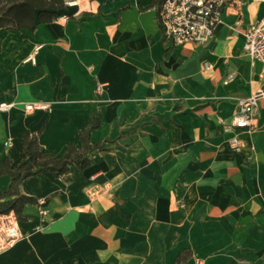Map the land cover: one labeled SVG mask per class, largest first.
<instances>
[{
	"label": "crops",
	"instance_id": "1",
	"mask_svg": "<svg viewBox=\"0 0 264 264\" xmlns=\"http://www.w3.org/2000/svg\"><path fill=\"white\" fill-rule=\"evenodd\" d=\"M68 1L33 31L0 29V104L15 103L0 111V161L26 163L35 133L47 153L81 149L96 117L91 141L107 142L84 170L23 180L50 214L27 204L24 237L0 264H177L184 251V264H264V99L253 129L238 131L242 151L224 128L264 88L263 65L244 50L264 0H230L212 42L173 46L152 0ZM37 46L36 64L25 63ZM36 100L50 111L26 112ZM11 185L0 176L1 192Z\"/></svg>",
	"mask_w": 264,
	"mask_h": 264
},
{
	"label": "built area",
	"instance_id": "2",
	"mask_svg": "<svg viewBox=\"0 0 264 264\" xmlns=\"http://www.w3.org/2000/svg\"><path fill=\"white\" fill-rule=\"evenodd\" d=\"M230 0H164L158 20L164 40L169 45H181L193 43L196 45H207L215 39V30L221 22V11L223 5ZM78 0L68 1V5H76ZM245 52L253 61L261 62L264 74V16L252 23L245 33ZM40 46L28 55L24 62L36 64V54ZM211 65L205 62V68L210 69ZM236 72L227 74L224 82L226 84L234 81ZM104 84L99 82L96 91L102 93ZM264 99V88L254 95L239 102L232 119L224 123L225 130L230 133L229 144L235 151H242L246 144L239 137L238 131L253 129L259 112L260 101ZM24 109L28 113L36 110L50 111L51 105L47 101L36 100L24 103ZM15 103H1L0 111L10 110ZM10 145V141L6 142ZM39 214L42 220L49 217L50 211L46 206L43 197L37 199ZM24 237V233L18 226L17 218L13 212L0 216V251L13 246L18 240ZM198 264H202L198 260Z\"/></svg>",
	"mask_w": 264,
	"mask_h": 264
},
{
	"label": "trees",
	"instance_id": "3",
	"mask_svg": "<svg viewBox=\"0 0 264 264\" xmlns=\"http://www.w3.org/2000/svg\"><path fill=\"white\" fill-rule=\"evenodd\" d=\"M164 0H152L159 16ZM66 6V0H0V29L34 30L40 23L52 22L62 15ZM99 118L86 130L80 132L83 143L81 149L73 143H69L67 150L62 155L47 153L39 144L38 134H30L23 140V148L29 160L22 166H17L12 158L7 156L0 161V176L9 174L12 177L11 188L6 192L0 191V216L13 212L17 219H22L25 206L36 203L37 199L25 195L21 191L23 180L29 176L51 171L57 175L68 172L71 163H75L80 169L88 168L92 159L90 154L96 150H102L107 141L92 142L91 134L99 126ZM190 251L180 254L177 264H184Z\"/></svg>",
	"mask_w": 264,
	"mask_h": 264
}]
</instances>
